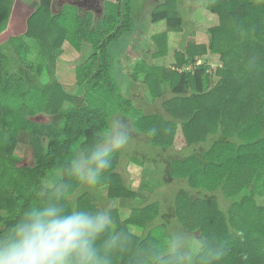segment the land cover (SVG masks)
Returning <instances> with one entry per match:
<instances>
[{"label": "trees", "instance_id": "1", "mask_svg": "<svg viewBox=\"0 0 264 264\" xmlns=\"http://www.w3.org/2000/svg\"><path fill=\"white\" fill-rule=\"evenodd\" d=\"M18 1L0 0V231L39 202L53 166L94 143L118 117L134 130L132 143L114 157L101 185L74 184L68 199L110 209L125 238L113 264H137L175 227L208 247H226L217 264H264V0H190L219 18L208 30L209 47L181 42L185 54L170 77L145 61L133 74L147 87L144 99L159 100L165 115L150 114L114 75L112 47L134 31L133 0H107L97 20L93 10L74 5L55 14L51 0L21 18L13 14ZM164 2L152 22L178 37L187 26L185 1ZM65 43L82 56L72 89L43 79ZM41 48L48 54L33 59ZM205 53L224 65L213 87L210 66L199 64ZM151 128L155 137L147 136ZM19 145L33 149L31 165L15 155ZM121 210L129 211L126 219Z\"/></svg>", "mask_w": 264, "mask_h": 264}, {"label": "clouds", "instance_id": "2", "mask_svg": "<svg viewBox=\"0 0 264 264\" xmlns=\"http://www.w3.org/2000/svg\"><path fill=\"white\" fill-rule=\"evenodd\" d=\"M156 135L157 128L147 132L148 137ZM133 138L126 120L113 117L94 143L53 166L41 184L39 202L0 231V264H113L125 238L114 229L110 209L69 205L68 199L74 184L101 185L114 157ZM226 253L221 244L208 247L183 230L170 229L137 264H217Z\"/></svg>", "mask_w": 264, "mask_h": 264}, {"label": "rangeland", "instance_id": "3", "mask_svg": "<svg viewBox=\"0 0 264 264\" xmlns=\"http://www.w3.org/2000/svg\"><path fill=\"white\" fill-rule=\"evenodd\" d=\"M51 1V7L55 14H59L60 10L65 5H69V0ZM184 1L185 3L181 6L180 13H183L185 18H187V26L178 37H175L174 33L172 34V29L168 30L166 28L164 22L158 24L152 22L151 14L153 10L155 8H162L161 4L165 2L160 3L158 0H146L145 3H143L142 0H137L134 9V31L124 36L120 42L114 44L112 47L115 59L114 75L121 82L124 93L126 86L130 85L131 96L135 98V101L139 103V105L147 109L150 114L160 113L161 115H165V112L159 100L153 101L152 105H150V103L144 99L148 93L147 87L143 84L142 80L133 77L135 65L140 61H145L149 64L150 68H154L155 66L159 68L164 67L166 75L170 77L169 75L172 74L176 68L177 57L185 54V52L180 49V43L185 41V47L193 45L199 48H208L210 43L208 30L219 25V18L216 15L205 10L202 6L189 3L190 0ZM39 5L40 0H19L14 8L13 14L21 18L30 17ZM190 9H193V11L191 12ZM99 15L100 16L97 17L96 20L102 18V13ZM168 32L170 33L168 34ZM173 40H178V43ZM63 50L64 53L57 59V62H55L51 73L44 75L43 79L45 82H48V80L54 77L57 81L72 89L76 81L75 68L81 63L82 56L76 53L66 43L63 45ZM40 52H43L42 48L41 50L37 49L35 51L33 59L37 60L39 58L37 53L39 54ZM43 54L46 55L48 53L43 52ZM199 64H207L210 66V72L213 74V83L211 87H213L219 81V78H217L215 74L217 69L221 67L224 68L220 57L212 55L211 53H205L201 57ZM140 99L141 102H139ZM184 118H186V115ZM49 121L50 119L48 118H41V122L43 123ZM15 155L22 160V165H31L33 162V149L29 145H19L15 150ZM196 164L197 163H193V165ZM195 172L196 171H194L193 175L198 174ZM140 183L138 175L133 174L132 187L136 192L139 190ZM172 188L175 190V185L172 186ZM161 190L166 191L164 188ZM121 214L122 219H126L129 211L121 210ZM174 224H178V222ZM174 229H176V227ZM130 232L133 236L140 237L141 235L140 231L136 228H131Z\"/></svg>", "mask_w": 264, "mask_h": 264}, {"label": "flooded vegetation", "instance_id": "4", "mask_svg": "<svg viewBox=\"0 0 264 264\" xmlns=\"http://www.w3.org/2000/svg\"><path fill=\"white\" fill-rule=\"evenodd\" d=\"M106 1L107 0H69V3L68 4L69 5L77 6L81 11H90V10H93L95 12V14L98 16L101 13L103 15V12H104V4H105ZM133 1H134L133 7L135 9V4H136L137 0H133ZM142 1H143V3H145L146 0H142ZM158 1L160 3L161 2L164 3L165 0H158ZM155 5H158V4H155Z\"/></svg>", "mask_w": 264, "mask_h": 264}]
</instances>
